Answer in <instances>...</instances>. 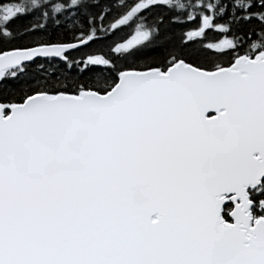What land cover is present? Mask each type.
Wrapping results in <instances>:
<instances>
[{
  "label": "snow or ice",
  "instance_id": "6c2138e0",
  "mask_svg": "<svg viewBox=\"0 0 264 264\" xmlns=\"http://www.w3.org/2000/svg\"><path fill=\"white\" fill-rule=\"evenodd\" d=\"M0 264H264V0H0Z\"/></svg>",
  "mask_w": 264,
  "mask_h": 264
},
{
  "label": "trees",
  "instance_id": "16d2710c",
  "mask_svg": "<svg viewBox=\"0 0 264 264\" xmlns=\"http://www.w3.org/2000/svg\"><path fill=\"white\" fill-rule=\"evenodd\" d=\"M21 23H27V21L25 20V21H22Z\"/></svg>",
  "mask_w": 264,
  "mask_h": 264
}]
</instances>
